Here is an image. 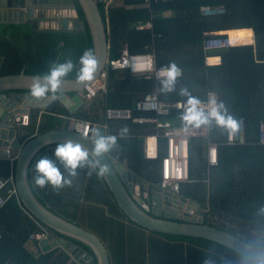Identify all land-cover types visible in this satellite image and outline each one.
<instances>
[{
	"label": "trees",
	"instance_id": "16d2710c",
	"mask_svg": "<svg viewBox=\"0 0 264 264\" xmlns=\"http://www.w3.org/2000/svg\"><path fill=\"white\" fill-rule=\"evenodd\" d=\"M119 1L122 2L117 1V6L109 9L104 3L99 4L108 30L111 59L119 58L124 46L131 53L154 51L159 67L175 64L183 70V77L175 81L177 91L162 94V100L204 99L209 92H216L223 106L220 107L221 115L226 112L225 118L230 116L235 125L239 119L245 120V145H227L228 127L216 121L211 123V139L220 146L219 165L212 169L209 182H205L204 142L191 139V182L182 185L181 193L206 207L205 223L232 233L264 252V145L260 142L259 131L264 123V0H159L149 5L146 0ZM75 5L84 23L81 32H41L28 25L26 29L33 31L22 30L20 26L1 28L0 77L19 74L24 68L29 75L47 73L53 62H62L66 56L78 61L85 49H94L90 28L78 0ZM203 6L223 7L226 13L203 16ZM166 12L172 15L166 16ZM147 21L152 23V30L136 29L139 23ZM223 31H228L235 41L248 44L253 41L254 33L255 43L206 52L207 33ZM214 52L220 53L221 63L208 66L206 58ZM218 61V57L209 59L211 64ZM74 79L75 72L66 80ZM158 85L162 87L161 82ZM155 87L154 80L133 75L129 70L111 68L107 93L99 98H104L108 107L134 110L138 99ZM51 110L69 117L60 109ZM184 114L172 110L161 120L186 124L182 119ZM36 118L37 115L32 114L31 127ZM118 125L117 122L111 124L113 131ZM121 126L126 132L120 131L109 155L118 160L126 158L129 170L147 182L151 192L161 179L157 160L144 158L143 139L138 136L144 134L142 127L130 121ZM147 128L150 133L156 131L154 126ZM52 129L43 127L40 132ZM150 142L152 153L154 139ZM159 153L160 161L165 155L163 141ZM14 170L15 161L0 159V179L6 183L0 190V195L6 199L0 206V264H77L61 248L43 252L39 245L42 251L38 255L27 249L30 235L43 232L37 225L46 226L36 218L31 220L25 216L17 196H10ZM32 171L34 163L29 171V183L40 202L45 206L51 203L49 207L54 212L57 211L54 208L63 211V207H67L69 211L65 210L64 218L82 222L84 226L75 223L95 233L108 249L111 264H255L212 240L149 231L137 225L119 208L104 178L98 177V169L81 188V199L72 200L69 206L62 199L40 196L47 187L38 191L32 182ZM73 242L92 253L87 245Z\"/></svg>",
	"mask_w": 264,
	"mask_h": 264
},
{
	"label": "water",
	"instance_id": "95a60500",
	"mask_svg": "<svg viewBox=\"0 0 264 264\" xmlns=\"http://www.w3.org/2000/svg\"><path fill=\"white\" fill-rule=\"evenodd\" d=\"M78 2L90 28L94 51L99 61V71L92 80L94 81L105 69L110 57L108 30L97 0ZM36 10L40 11L41 16L46 11H52V18H55L56 11H69L55 31H84V23L79 17L75 0H0V23L27 22L34 25L38 22ZM62 16L58 12V17ZM32 76L23 69L19 74L0 77V159L15 161L14 182L17 194L24 207L47 228L49 234L40 243L43 252L60 247L77 264H111L108 249L95 233L66 220L43 205L29 183V171L38 154L47 146L71 140L87 149L91 159L107 166L108 172L103 178L109 190L119 208L137 225L149 231L212 240L231 248L255 264H264V252L232 233L205 223L206 212L197 202L163 192L158 187L149 192L147 201L137 197L134 185L142 183V180L123 166L113 164L107 154L95 156L93 140L82 134L57 128L21 142L22 137L28 133L23 129L31 120L28 113L47 108L50 103L58 100L70 114H75L84 104L81 95L84 87L92 82L65 80L60 95L37 101L29 95ZM73 93L74 95H69ZM73 240L87 245L93 254Z\"/></svg>",
	"mask_w": 264,
	"mask_h": 264
},
{
	"label": "built area",
	"instance_id": "2783aa9c",
	"mask_svg": "<svg viewBox=\"0 0 264 264\" xmlns=\"http://www.w3.org/2000/svg\"><path fill=\"white\" fill-rule=\"evenodd\" d=\"M119 0H97V2L104 3L105 8L116 5ZM159 0H146L148 5L151 2ZM168 1V0H162ZM226 10L223 7H201V14L203 16H219L224 15ZM152 23L147 21L145 23H139L136 26L138 30H152ZM209 40L206 42L205 51H220L227 48H232L234 46L240 45H250L254 44V37L251 43H240L235 41L228 31L214 32L207 34ZM219 42L215 47H210V43ZM211 57L207 56L206 64L208 66L218 65L221 63V57L219 56V61L217 64H211L209 59ZM123 69L129 70L133 75L141 76L146 80H154L157 87L154 88L153 92L143 97L137 102L136 108L132 109H121V108H105V115L107 120H126L139 125H151L155 127V133L149 135L144 140L143 145V155L147 160H158L160 158L159 147L160 142L163 141L165 145V155L162 156L160 160V182L156 187L161 189L163 192H168L174 195L182 196L181 190L182 185L185 183H190V141L191 139H200L204 142V158L207 162V178L205 182L210 181V176L212 175V169L218 167L219 165V146L220 143L214 142L211 139V123L216 121L215 118H210V122L207 124H202L199 127L195 125L175 124L169 121H162V116H167L172 110H177L180 112H186L189 107V99H179V100H162L161 95L172 94L177 91V86L174 84L171 90L163 91L162 87L158 84L161 82L162 77H160V72L162 69H167L169 67H159L157 65V56L154 51H145L142 53H131L127 46H124L121 52V56L117 59H111L106 64L105 69L100 73L99 77L92 81L90 84L86 85L83 89V95L86 100L92 101L98 98L101 94L107 93V79L109 69ZM179 74L176 80L183 77V70L177 67ZM199 101V107H201L205 114H207L212 107V102L215 101V106L220 109V99L216 92H209L204 99H195ZM135 112L141 113L142 115H136ZM30 116V113H28ZM98 128L96 123L88 120H84L78 117H70L67 129L70 131L77 132L83 136L94 140L92 132L94 129ZM107 129L108 126L106 125ZM260 142L264 145V123L260 125ZM154 139V150L151 153V142ZM246 141V129L245 120L243 118L239 119L238 124L235 128H227L226 132V144L227 145H245ZM12 180V181H11ZM10 181L13 185L12 189L9 191L10 196L16 195L19 203L20 199L18 197L14 179ZM6 183L0 179V190L4 189ZM135 194L139 198L146 199L149 196V186L145 190L141 191L139 186L135 187ZM143 194V195H142ZM6 202L0 195V206H3ZM207 212L206 208H203ZM29 214L27 211H25ZM29 216H31L29 214ZM31 218H33L31 216ZM34 219V218H33ZM35 220V219H34ZM39 228L43 229V232L33 233L30 235V240H35L41 242L43 239L47 238V232L44 227L38 224ZM41 229V230H42ZM1 239V234H0Z\"/></svg>",
	"mask_w": 264,
	"mask_h": 264
},
{
	"label": "clouds",
	"instance_id": "9594fccd",
	"mask_svg": "<svg viewBox=\"0 0 264 264\" xmlns=\"http://www.w3.org/2000/svg\"><path fill=\"white\" fill-rule=\"evenodd\" d=\"M98 71L99 61L97 55L94 49L87 48L79 56L78 61H74L71 56H66L62 62H53L47 73L33 75L31 77L29 95L37 101L48 99L49 97L56 98L60 95L64 81L70 76V74L75 72L76 81L79 83H85L92 81ZM178 74L179 71L175 64H172L167 69L161 70L160 77H162L161 84L163 91L172 89ZM181 94H186V92H182ZM188 104L189 107L182 117L186 124L199 127L202 124L209 123L210 118H215L219 125L235 128V122L230 116L225 118L226 112L225 115H221L220 109L215 106V101L212 102L211 110L207 114H205L204 110L199 107V101L190 98ZM220 107L222 108L223 106L221 105ZM31 116L32 112H30V117ZM122 132H126V129L122 130ZM92 134L95 137L93 140L95 145L94 155L97 157L109 153L117 144V136L105 135L101 132L100 128L94 129ZM53 154L56 158L55 160L47 155H43L35 161L34 175L32 177V182L35 187L43 189L50 186L53 191L58 192L66 185H71V178L76 177L78 175L77 170L85 165L89 166L94 171L98 169V177H104L108 172L107 166H102L98 160L90 159L89 151L81 144L75 143L71 140L58 143ZM56 161H59L63 165L64 172L61 171ZM65 172L67 175H65ZM22 207L33 218H35L23 204ZM44 228L48 236L49 233L47 228ZM41 242L38 243L40 244ZM61 250L63 249L61 248Z\"/></svg>",
	"mask_w": 264,
	"mask_h": 264
},
{
	"label": "crops",
	"instance_id": "0c3cea01",
	"mask_svg": "<svg viewBox=\"0 0 264 264\" xmlns=\"http://www.w3.org/2000/svg\"><path fill=\"white\" fill-rule=\"evenodd\" d=\"M118 2L121 3L122 1H118ZM115 6H117V5H115ZM58 12L63 14V16L61 18L58 17ZM66 12H69V11H64V10L63 11H56V12H54V13H56V15L54 14L55 18H52V16H51L52 11H46L44 13V15L41 16L40 15V11L36 10V14L38 16V20H37L38 22L35 23L34 25H30L27 22H25L24 24H4V23H0V29L1 28H7V29L10 28L11 29L12 26L28 25L32 29L37 30V31H41V32L42 31H47V32L55 31L57 28H59L61 26L60 23L64 19V15H66ZM165 15L166 16H171L172 13L171 12H166ZM40 17H43V18H40ZM209 33L212 34L214 32H209ZM209 33H207V34H209ZM253 37H254V35H253ZM219 54L220 53H218V52H214V53H212L213 56H210V57H219ZM24 69H26V68H24ZM152 92L146 93L145 95L141 96L138 100L140 101L143 97H145L146 95H148V94H150ZM69 95L72 96V95H74V93L73 94H69ZM81 95H82V97L84 99V104L77 110V112L75 114H70L68 112V110L63 106V104L60 103L58 100H55L54 102L50 103L47 108H41V109L34 110L35 111L34 115L36 114L38 116V118H36L37 121L34 124V126L31 127L30 124H31V122H33V120L32 121L30 120L29 125L23 128L26 131V133L27 132L28 133L25 136L22 137V139H21L22 141L21 142H26L29 138H32L33 136H36V135L40 134L41 133L40 131L43 129V127H47V128L52 127L54 129H57V128L67 129L70 117H78L79 115H80V117L82 119L84 118V120H88V121H91L93 123H96L97 127L100 128L101 132L103 134H105V135H115V136L121 135L120 131L124 129L123 128L124 126H121V125L123 123H127V121L126 120H107L104 110L108 106H107L104 98H99V96H98V98H96L95 100L88 101V100L85 99V97L83 95V92L81 93ZM52 108H55L56 110L60 109L62 112L63 111L67 112L69 117L60 115V114L56 113V111H52L51 110ZM135 114L136 115H142L141 113H138V112L135 113ZM115 122L119 123V125H118V128L114 129V131H113L111 124H113ZM133 124H135V123H133ZM106 125L108 126L107 129L105 128ZM135 125H137L139 127H142V131L141 132H143L144 134L138 135V136H139V138L143 139V145H144L145 138L147 136L153 134V133H150L149 132L150 131L149 128H147L148 126H151V125H139V124H135ZM126 127L127 126H125V128ZM55 147H56V145L52 144L51 146H47L46 148H44L38 154V156L35 158L33 163H35V161L37 160L38 157H41L43 155H47L48 157H50L53 160H55L56 158L54 157V154H53ZM106 154L108 155L110 160L113 162V164H115V165L119 164V165L123 166L125 169L129 170V168L127 167V163L128 162H127L126 158H124L123 160H118V159L112 157L111 155H109V153H106ZM10 161H12V160H10ZM56 163L60 167L61 171L64 172L63 165L59 161H56ZM156 166H158V169L160 168V161L159 160H157ZM77 171H78V175L76 177L71 178L72 179L71 185H66L64 188L60 189L58 192L57 191H53L52 188L49 186L45 190H43V193H41L40 196H42L45 199H46V197H51V196L55 197L56 199H58V198L62 199L63 202H67L66 203L67 206H69L72 203V200L77 202L79 199H81V196H83V195L80 194L81 188H83V186H85L86 182L89 181V178H90V176H91V174L93 173L94 170H92L89 166L85 165L84 167L79 168ZM129 171L131 173H133L131 170H129ZM33 175H34V172L32 171V177H33ZM65 175H67L66 172H65ZM138 178H140L142 180V184L144 183V185H142L141 183H136L134 185V193L135 194H137L136 190H135V187L137 185H139V187H142L143 190H145L146 187L149 185L141 177L138 176ZM142 189L140 188V190H142ZM38 191H41V190H39V188H38ZM188 200H191V199H188ZM49 206H52V204L51 203L47 204L48 208H50ZM63 208H64L63 211H60L58 208H54V209L57 210L56 212H58L59 216L64 218L65 215H67V213H66L67 211H65V210L69 211V209L67 207H63ZM203 208H206V207H203ZM21 210L23 211L25 216H27L31 220L33 219V218H31V216H29V214H27L25 212V209L22 207V205H21ZM79 211H81V210H79ZM70 222H72V221H70ZM73 223H75V222H73ZM81 227H83V226H81ZM39 245H40L39 243H34L32 241H29V243L27 244V249L29 251L33 252L35 255H38L40 253V250H41ZM38 246H39V249H38Z\"/></svg>",
	"mask_w": 264,
	"mask_h": 264
},
{
	"label": "rangeland",
	"instance_id": "374dc122",
	"mask_svg": "<svg viewBox=\"0 0 264 264\" xmlns=\"http://www.w3.org/2000/svg\"><path fill=\"white\" fill-rule=\"evenodd\" d=\"M27 25H23V26H21L20 25V27L19 28H21L22 30H24V29H26V28H28V27H26ZM26 30H32V29H26ZM33 31V30H32ZM253 35H254V33H253ZM218 64H220V63H218ZM69 216H67V218H68ZM68 219H70L71 221H73V222H78V223H81V225H83L84 226V224L82 223V222H79V221H76L75 219H73V218H68Z\"/></svg>",
	"mask_w": 264,
	"mask_h": 264
},
{
	"label": "bare ground",
	"instance_id": "6f19581e",
	"mask_svg": "<svg viewBox=\"0 0 264 264\" xmlns=\"http://www.w3.org/2000/svg\"><path fill=\"white\" fill-rule=\"evenodd\" d=\"M216 44H217V45H219V42H212V43H210V47H212V48H213V47H215V46H216Z\"/></svg>",
	"mask_w": 264,
	"mask_h": 264
},
{
	"label": "flooded vegetation",
	"instance_id": "af4514ba",
	"mask_svg": "<svg viewBox=\"0 0 264 264\" xmlns=\"http://www.w3.org/2000/svg\"><path fill=\"white\" fill-rule=\"evenodd\" d=\"M141 184H142V183H141ZM142 185H144V183H143ZM140 188L142 189V187H140ZM142 190H143V189H142ZM142 190H141V191H142ZM142 195H143V194H142ZM145 200L147 201V200H148V197H147Z\"/></svg>",
	"mask_w": 264,
	"mask_h": 264
}]
</instances>
